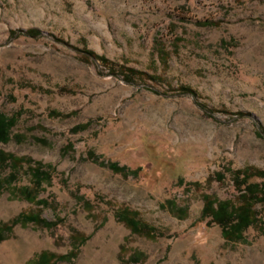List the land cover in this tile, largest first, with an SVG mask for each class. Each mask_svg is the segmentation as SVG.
Segmentation results:
<instances>
[{"label": "rangeland", "instance_id": "rangeland-1", "mask_svg": "<svg viewBox=\"0 0 264 264\" xmlns=\"http://www.w3.org/2000/svg\"><path fill=\"white\" fill-rule=\"evenodd\" d=\"M0 112L24 160L0 226L51 224L20 217L0 264H264V202L243 239L201 219L204 196L237 203L234 171L264 172V0H0ZM35 162L53 173L30 202Z\"/></svg>", "mask_w": 264, "mask_h": 264}, {"label": "trees", "instance_id": "trees-1", "mask_svg": "<svg viewBox=\"0 0 264 264\" xmlns=\"http://www.w3.org/2000/svg\"><path fill=\"white\" fill-rule=\"evenodd\" d=\"M26 33L30 36H37L38 30L32 29L26 31ZM86 53L90 57L103 61L105 64L108 63V59L105 57L98 56L91 51ZM136 73H130L125 76L127 82H130ZM183 90L192 92V90L188 88H183ZM17 123V116H7L6 114L0 112V144H7L14 138L19 139L21 137L13 134V130ZM83 127L85 126H81L79 128ZM23 162L24 160L21 158L8 155L0 151V168L8 167L11 170L7 178L3 180L0 179V188L2 187L3 189V185H7L8 187L12 186L14 181H16V176L18 175L16 170L21 166V164H23ZM34 164L35 165L31 166L29 169L31 186L24 187L19 191L20 195L30 202H33L38 195L44 191L43 186L45 183H50L52 180L51 174L53 173V168L49 165H44L40 162H35ZM106 166L116 172H123L124 174L141 170V168H138L137 170H130V168L126 165L121 166L115 162H109ZM254 178L259 179V181H254ZM233 179L234 187L239 193L237 203L230 200L217 201L211 198V196H204L205 205L201 216V219L203 220L209 219V222H207L209 225L212 223L219 225L222 229L224 238L227 240L243 239L244 232L253 226L257 221V214L254 210V206L257 203L264 202V172L255 171L250 168L236 170L233 172ZM120 214L121 219L125 221L134 232H145L146 234L148 233V236L150 235V229L140 228L137 221L132 218H128V216L131 215L129 211L123 210ZM20 217L25 222L39 221L44 223L46 226H51L50 223L41 220L38 216L21 215L19 218L15 219L11 225L4 224L0 226V241L4 239L3 233L10 231L12 227L19 222ZM72 255H74L73 252L68 255L60 256L57 259L58 261L68 260ZM52 257L53 256L50 254L43 253L40 256V259L37 262H34V264H50L52 262ZM52 264H55V262H52Z\"/></svg>", "mask_w": 264, "mask_h": 264}]
</instances>
